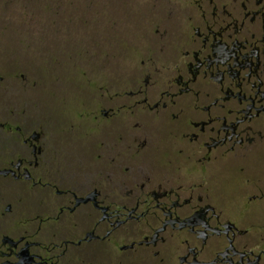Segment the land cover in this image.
I'll list each match as a JSON object with an SVG mask.
<instances>
[{
    "label": "flooded vegetation",
    "instance_id": "flooded-vegetation-1",
    "mask_svg": "<svg viewBox=\"0 0 264 264\" xmlns=\"http://www.w3.org/2000/svg\"><path fill=\"white\" fill-rule=\"evenodd\" d=\"M167 3L119 69H56L60 119L5 87L0 264H264V0Z\"/></svg>",
    "mask_w": 264,
    "mask_h": 264
},
{
    "label": "rangeland",
    "instance_id": "rangeland-1",
    "mask_svg": "<svg viewBox=\"0 0 264 264\" xmlns=\"http://www.w3.org/2000/svg\"><path fill=\"white\" fill-rule=\"evenodd\" d=\"M167 2L0 0V102L6 86L24 85L38 92L44 116L60 119L78 97L76 86L63 100L55 96L56 69L61 80L78 86L84 85L86 56H106V70L119 69L111 56H139L155 38L156 22L165 20ZM26 101L35 99L27 94ZM71 149L78 151L76 145Z\"/></svg>",
    "mask_w": 264,
    "mask_h": 264
}]
</instances>
